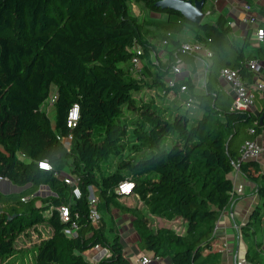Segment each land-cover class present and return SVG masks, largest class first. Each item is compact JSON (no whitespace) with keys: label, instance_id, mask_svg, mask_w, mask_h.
Instances as JSON below:
<instances>
[{"label":"trees","instance_id":"16d2710c","mask_svg":"<svg viewBox=\"0 0 264 264\" xmlns=\"http://www.w3.org/2000/svg\"><path fill=\"white\" fill-rule=\"evenodd\" d=\"M158 1L0 0V178L29 186L20 194L0 192V264H91L85 253L96 246L109 253L96 264H131L118 232L112 228L108 233L92 222L89 187L98 199L99 214L111 215L116 209L131 215L141 251L171 264H222L216 224L232 196L229 176L239 146L263 130L264 108L257 119L251 112L233 110L229 98L222 105L224 96L217 91L192 92L202 110V117L192 121L181 106L167 115L158 105V94L146 92H170L165 81L172 68L179 62L194 65L197 56L184 51L179 40L186 28L212 52L209 61L216 76L231 68L250 80L253 74L243 64L253 59L230 40L224 15L215 23L192 25L180 13L157 7ZM133 6L169 18L140 19ZM157 37L164 43L167 62L157 59L155 71L146 66L135 75L133 49L141 47V60L153 66L150 56L159 50L151 39ZM259 58L264 59V49ZM180 84L194 90L191 78ZM52 87L57 91L53 122L41 110ZM255 95L256 104L261 93ZM74 104L80 107V120L71 130L67 118ZM70 134L68 150L57 136ZM39 162L52 169H40ZM244 166L242 162L240 170ZM66 170L80 178V199L73 198L59 176ZM124 181L134 184L132 194L142 209L118 202L117 189ZM42 186L50 196L36 195ZM259 192L263 205L254 211L252 226L264 214V184ZM64 205L73 219L80 217L73 238L64 234L69 224L57 210ZM152 218L178 222L180 229L155 228ZM41 224L50 227V236L32 249H18V241L30 238L29 231ZM28 256L29 263L20 261ZM246 260L264 264L256 246Z\"/></svg>","mask_w":264,"mask_h":264},{"label":"crops","instance_id":"0c3cea01","mask_svg":"<svg viewBox=\"0 0 264 264\" xmlns=\"http://www.w3.org/2000/svg\"><path fill=\"white\" fill-rule=\"evenodd\" d=\"M245 5L250 6L251 10L248 12L245 11ZM138 8L140 11L139 13L142 14L138 16L140 19H146L150 22H162L169 18L167 14H157L143 7ZM204 13L205 18L202 24L207 23V21L215 23L220 15H224L231 27L230 40L237 43L246 56H251L253 60L264 61V59L259 58V50L264 49V41H259L256 36L258 28L264 30V0H205ZM249 17L254 19L253 23L248 21ZM150 28L153 29L154 27L150 26ZM151 40L158 46V58L154 56V54H151L150 59L153 62V66L148 64L147 59H142V70L146 69V66H148L152 71H155L158 65L157 59H160L163 63L168 60V54L163 46L164 43L160 42V38L158 39L157 37L155 40ZM179 40L183 45L197 43L195 33L188 28L184 30ZM209 60L210 59L206 57L197 56L193 66L184 65V74L182 77L192 79L194 84L193 91L181 94L178 91L164 93V91L159 90L158 92L155 90H148L146 94L148 96H155L158 94L159 99H157V101H164V103L158 102V105L159 107H163V110L167 105L165 107L168 113L167 115L170 114L169 112L172 110H170V106H173L174 99H176L178 94L184 98L183 102H185L191 97L192 92L205 94L207 91H217L224 96L222 105H226V98H229L232 108L231 88L220 78V72L215 79L213 78V70ZM169 77H167L166 80ZM244 78L249 80L248 77ZM257 80L264 83V72L259 75ZM260 93L261 96L251 112L257 119L260 115L259 109L264 108V92ZM193 112L196 118L202 117V110L198 105L197 109ZM263 119L264 114L260 119L261 123ZM254 140L264 146V128L254 137ZM240 149L241 147L239 146V151ZM253 162L254 163L244 162L245 166L242 170L235 169L229 176L233 182L232 196L227 207L221 211L215 229V238L218 242L219 251L222 253V264H251L246 260V255L248 250L255 246L256 250L262 252L264 257V214L261 212L257 224L254 226L249 225L254 211L263 205V199L259 192V185L264 184V153ZM66 172H68V170H66L65 173ZM0 186L1 189L8 192L7 194L1 192L4 195H11L14 194L15 191H21L29 187L26 186L19 190L14 188L16 185L12 183L9 184L8 182H0ZM36 195L38 194L36 193ZM38 204L40 205V202ZM111 215L113 216L112 220L117 217L125 216L126 219L132 221L131 215L122 214L116 209L112 210ZM115 230L117 231L116 228ZM121 241L125 247V256L131 264H142L143 258L151 259L152 262L149 264H171L169 259L156 258L155 254L152 252L141 251L137 247V236L134 230L133 235L128 241H124L122 237ZM85 255L91 264H96L102 258L109 257V253L101 246L100 249L93 248L87 251Z\"/></svg>","mask_w":264,"mask_h":264},{"label":"built area","instance_id":"2783aa9c","mask_svg":"<svg viewBox=\"0 0 264 264\" xmlns=\"http://www.w3.org/2000/svg\"><path fill=\"white\" fill-rule=\"evenodd\" d=\"M245 11H250L251 7L245 5ZM248 21L251 23L254 22L253 18H248ZM257 39L261 42L264 41V30L257 29L256 31ZM136 52V56L132 60V70L135 75L140 76L143 72L141 67V56L144 51L141 47L136 46L133 49ZM183 50L194 54L196 56H203L207 59H210L212 56V52L206 48L204 45L200 43H189L183 45ZM184 63L179 62L176 66L172 68L171 76L165 81L166 88L170 89V92H175L176 88L180 85L178 90L181 94H186L188 92V88L184 84H180L184 74ZM243 67L247 69L249 72L253 74L252 79L246 80L242 77L239 70L231 69V68H223L220 71V78L224 80L231 88L232 92V109L237 112H252L255 106L256 95L255 91L264 92V83L258 81L259 75L264 72V61L260 60H249L243 64ZM165 93V91H164ZM57 99V91L56 93H52L49 99L45 102V104H49L48 106H54ZM48 102V103H47ZM185 105L187 108L193 107L195 101L190 97L185 101ZM44 105V104H43ZM80 120V107L78 104H74L72 108L68 112L67 118V126L68 128L75 129ZM251 134L255 133L254 129L250 130ZM57 139L60 140L64 146L69 150L72 145L73 136L67 135L62 136L58 135ZM264 153V146L258 143L256 140H246L241 146L240 155L235 163V169H240V165L245 161H256L262 154ZM24 158V156H22ZM39 168L49 171L52 169L51 165L47 162H39ZM61 178L64 180L65 184H67L72 189V196L74 199L81 198V189H80V178L72 175L69 171L64 172L61 175ZM3 178H0V182L3 181ZM134 184L129 181L122 182L117 189V193L119 195H129L133 193ZM89 203L91 207L90 218L94 225H98L100 221V214L97 210L98 199L95 196L94 190L92 187H89ZM60 214V218L63 223H68L69 226L65 228L64 234L73 238L77 235V232L80 228L79 222L80 217L78 214L75 215L73 219L71 209L69 206L64 205L57 208ZM96 249H100V246H96ZM106 250V249H105ZM107 251V250H106ZM158 258V257H156ZM151 259L143 258L142 264L151 263Z\"/></svg>","mask_w":264,"mask_h":264},{"label":"rangeland","instance_id":"374dc122","mask_svg":"<svg viewBox=\"0 0 264 264\" xmlns=\"http://www.w3.org/2000/svg\"><path fill=\"white\" fill-rule=\"evenodd\" d=\"M133 11L135 14H137V16L142 15L139 13L140 11H139L138 6H133ZM182 38H183V36H182ZM213 74H214L213 78L215 79L216 73L214 72ZM52 93H56L55 87H52L51 94ZM183 100H184V98L178 94L176 99H174V102L172 104L173 106H170V110L171 109L173 110L176 106H181V109H180L181 112L184 113L187 110L189 112L191 120L194 121V119H196V116H194L193 111L197 109V104H193V107H190L188 109L185 105V102H183ZM161 103H164V101H161ZM48 105L47 104L42 105L41 110L47 112V114L50 116V118L53 122L54 118H55V109H54V106H48ZM165 107H164V110H165ZM172 110L169 112L170 114L173 113ZM114 162H116V161H114ZM24 190L25 189H22L21 191H15L14 194H20ZM37 194L40 195L42 198H46V197L51 195L49 190L44 186H42L38 190ZM118 202H120L121 204L125 205L126 207H130V208H135V207H138L140 209L143 208L142 202L139 200L138 196H136L134 194L119 195ZM100 214H101V218H100V221L98 222V226H101L102 228H104V230L108 233H110V230L112 228H114V229L116 228L117 232L120 234V236L122 237V239L124 241H128L131 238V236L133 235L132 221H129V219H126L125 216L117 217L114 220H112V218H113L112 215L105 214L103 212ZM152 223H153V226L155 228L170 226V227H175L176 229H180V224L178 222H167V221H162L158 218H152ZM29 232H30V238L23 237V238H21V240L18 241V249H24V250L25 249L26 250L32 249L34 245L39 243V241L48 238L50 236L51 230H50V227L47 226L46 224H41V225L37 226L36 231H34L32 229ZM128 254H130V253H128ZM29 256L26 259L20 260V261L23 263L24 262L29 263L30 262ZM19 264H22V263H19Z\"/></svg>","mask_w":264,"mask_h":264},{"label":"water","instance_id":"95a60500","mask_svg":"<svg viewBox=\"0 0 264 264\" xmlns=\"http://www.w3.org/2000/svg\"><path fill=\"white\" fill-rule=\"evenodd\" d=\"M157 7H160L163 10H172L180 13L184 19L192 25H200L205 18L204 6L205 0H159L157 2ZM2 182L11 183L8 180ZM15 189H21V187L14 186ZM0 191L4 194L8 192L4 189Z\"/></svg>","mask_w":264,"mask_h":264}]
</instances>
